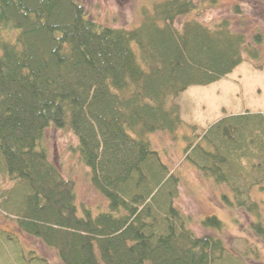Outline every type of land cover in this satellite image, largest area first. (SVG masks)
I'll return each mask as SVG.
<instances>
[{
  "label": "trees",
  "instance_id": "obj_1",
  "mask_svg": "<svg viewBox=\"0 0 264 264\" xmlns=\"http://www.w3.org/2000/svg\"><path fill=\"white\" fill-rule=\"evenodd\" d=\"M207 3L160 0L138 27L125 29L96 22L75 0H0V214L55 251L60 264L258 258L254 248L235 252L219 234L192 231L175 203L179 178L148 140L180 127L176 98L185 90L226 77L245 56L260 58L257 30L250 40L228 20H199ZM50 127L74 137L70 150L104 199L102 209L77 202L75 183L50 159ZM183 155L227 188L222 203L244 212L264 244V205L253 196L264 195V113L218 120L188 140ZM198 224L224 228L215 215ZM13 242L0 229V264H48Z\"/></svg>",
  "mask_w": 264,
  "mask_h": 264
},
{
  "label": "rangeland",
  "instance_id": "obj_2",
  "mask_svg": "<svg viewBox=\"0 0 264 264\" xmlns=\"http://www.w3.org/2000/svg\"><path fill=\"white\" fill-rule=\"evenodd\" d=\"M75 1L86 8L88 16L102 25L134 29L143 21L144 12L160 0ZM205 1L210 3L212 0ZM209 3L199 20L209 26L220 20H228L233 30L246 33L250 40L257 30L261 35L260 58L250 60L245 56L244 61L226 77L208 86H193L185 90L176 98L182 121L180 127L174 134H151L148 140H151L153 148L179 178V194L175 203L191 218L192 231L198 236L219 234L235 252L246 253L250 249L253 254L255 249L258 258L249 260V264H264V244L250 230V219L244 212L229 208L221 201L223 194L230 196L227 188L202 177L184 160L186 142L218 120L246 112L264 113V0H217L214 6ZM193 17L194 14L188 15L182 21ZM45 139L51 161L64 178L75 183L77 202L93 211L102 209L104 199L92 187L87 170L70 150L76 143L74 137L69 132L50 127L45 132ZM253 196L264 205L263 194L255 190ZM210 215H215L223 222L221 232L199 226V220ZM0 229L16 239L11 244L16 249L26 253L34 251L48 264H60L55 251L20 232L17 223L2 214ZM2 261L3 257L0 256V263Z\"/></svg>",
  "mask_w": 264,
  "mask_h": 264
}]
</instances>
